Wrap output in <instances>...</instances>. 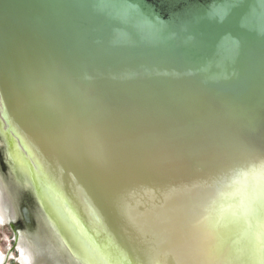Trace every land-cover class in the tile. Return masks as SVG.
I'll use <instances>...</instances> for the list:
<instances>
[{
    "label": "water",
    "instance_id": "water-1",
    "mask_svg": "<svg viewBox=\"0 0 264 264\" xmlns=\"http://www.w3.org/2000/svg\"><path fill=\"white\" fill-rule=\"evenodd\" d=\"M0 136L81 263L22 167L108 264H256L264 0H0Z\"/></svg>",
    "mask_w": 264,
    "mask_h": 264
},
{
    "label": "rangeland",
    "instance_id": "rangeland-1",
    "mask_svg": "<svg viewBox=\"0 0 264 264\" xmlns=\"http://www.w3.org/2000/svg\"><path fill=\"white\" fill-rule=\"evenodd\" d=\"M0 136V264H83L38 205L29 184L8 164Z\"/></svg>",
    "mask_w": 264,
    "mask_h": 264
},
{
    "label": "bare ground",
    "instance_id": "bare-ground-1",
    "mask_svg": "<svg viewBox=\"0 0 264 264\" xmlns=\"http://www.w3.org/2000/svg\"><path fill=\"white\" fill-rule=\"evenodd\" d=\"M22 170L26 177H28V182L32 184L35 190L34 193H36L35 195H37L36 197L38 198L41 205L48 212L54 224L65 234V236H67V238L69 237V239H71V242L73 243V245H75V248L77 249L79 255L82 256L88 264H108L106 259L98 251L94 250L91 245L87 243L86 239L83 237L82 234L83 230L80 224L71 215L68 205L61 206V201H59L60 199L58 200L57 197L55 199L53 196H51V198L47 194H45L46 197L44 196V194H39L36 189L35 180L33 176L29 174V172L24 167H22ZM251 219L252 213L247 216V221H250V227H252ZM255 220L253 222L254 234L252 238H254L256 243H263V247L261 246L252 251V256H254L255 260H257L256 264H260L258 261L264 258V242H262L261 239V231L264 229V206L262 209V213L258 218H255ZM244 225L245 224L243 222L239 221L238 223H235L236 227L234 226V228L237 229L239 232L243 233L242 228Z\"/></svg>",
    "mask_w": 264,
    "mask_h": 264
}]
</instances>
